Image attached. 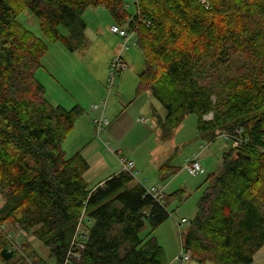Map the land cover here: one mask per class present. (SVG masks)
Instances as JSON below:
<instances>
[{
	"label": "trees",
	"instance_id": "obj_1",
	"mask_svg": "<svg viewBox=\"0 0 264 264\" xmlns=\"http://www.w3.org/2000/svg\"><path fill=\"white\" fill-rule=\"evenodd\" d=\"M102 6L136 36L145 68L135 100L150 93L164 107V137L195 115L211 140L218 130L231 143L241 139L222 172L208 177L181 239L198 264H252L264 247V0H208V9L199 0H139L133 18L123 0H0V229L32 235L64 264L86 210L89 238L71 264H167L157 239L144 242L140 233L170 218L171 197L160 204L132 184L135 169L90 191L89 164L63 148L84 110L47 100L36 76L48 47L18 21L31 12L51 43L73 52L85 41V12ZM177 173L170 161L159 168L162 182ZM30 248L20 264H48ZM17 255L0 238L3 263L16 264Z\"/></svg>",
	"mask_w": 264,
	"mask_h": 264
},
{
	"label": "rangeland",
	"instance_id": "obj_2",
	"mask_svg": "<svg viewBox=\"0 0 264 264\" xmlns=\"http://www.w3.org/2000/svg\"><path fill=\"white\" fill-rule=\"evenodd\" d=\"M123 2L131 18L135 17L138 13L137 0H123ZM83 18L87 26L85 41L73 52L62 43H51L41 32L40 23L31 12L25 11L18 21L44 40L48 47V52L42 58L41 68L36 76L46 89L47 100L52 105H60L67 110H70L75 103L76 105L79 103L84 109V114L78 119L75 131H72L64 143L63 148L67 156L72 157L78 152L89 153L92 147L94 163L105 162L108 166L113 165L117 160L104 148L103 143L108 144L111 149L113 147L117 149L120 143L117 142L118 139H114L112 131L114 130V134L118 132V136H121V130H129L126 140L123 139L125 140L123 155L126 159L139 161L140 165H137V171L135 170L137 179L142 180L145 187L157 186L155 188L163 189L165 195L171 197L167 205L171 214L170 218L154 231L146 223L140 233V238L144 242L150 237L157 239L165 251L167 264H170L181 253L183 245L181 234L185 235L189 224L198 212L199 201L209 186L208 177L222 172L223 157L230 152L232 143L223 137V131L220 130L216 131L217 139L214 141L211 137L201 134L198 130V117L195 115H188L170 137H164L163 129L159 124V121L166 116L164 107L150 93L138 98L139 101L136 103L134 101L139 74L145 68L143 53L136 46L122 51L125 39L111 31L113 26L127 30L128 23H116L109 10L103 6L90 8ZM61 32L64 35L68 34L64 29H61ZM119 56L127 68L116 74L114 86L110 92L105 117L111 126L104 127L98 135V126L93 123L94 117L101 115L102 104L110 91L111 63ZM95 105H98L100 109L95 110ZM212 117L209 115L205 120H212ZM139 119L146 120L148 124L139 123ZM120 138H123V135ZM94 144L99 145L96 151H94ZM202 147L205 148L204 152ZM130 149L135 151L136 157L129 153ZM200 153L203 172L193 177L184 168L189 158ZM167 161H170L178 173L162 182L158 169ZM94 169L96 170L95 167ZM87 181L90 182V191H94L95 183H92L90 178ZM135 183L134 180L132 184ZM1 202L2 198H0V205ZM183 219L187 221L184 224H182ZM178 225L181 226L180 230ZM87 227H92L88 217L85 219L84 228ZM15 228L10 224L5 225L0 229V238L7 242L9 247V242L14 241L13 246L16 252L20 253L17 255L19 260L16 264L21 263L23 254L30 246L32 247L30 249L36 251L48 264H54L55 259L50 256L49 249L36 238L33 237L32 244L29 242V237L23 240L24 244L17 242L14 238L17 231ZM9 234L12 236V241L7 240ZM25 255L29 254L25 253ZM0 264H4L1 259ZM189 264L198 263L191 261ZM252 264H264V247L255 255Z\"/></svg>",
	"mask_w": 264,
	"mask_h": 264
},
{
	"label": "built area",
	"instance_id": "obj_3",
	"mask_svg": "<svg viewBox=\"0 0 264 264\" xmlns=\"http://www.w3.org/2000/svg\"><path fill=\"white\" fill-rule=\"evenodd\" d=\"M207 9H208V0H199ZM139 0H137V5H138ZM111 31L115 34H118L120 37L125 39V43L123 45L122 51H127L130 49L131 46H136V36L134 33H128L127 30L121 29L119 26H113ZM124 61L122 58L119 56L117 59L113 60L111 63V72L109 75V80L111 82L110 85V91L111 92L113 86H114V81L116 74L119 73L121 70L127 68V66L123 63ZM95 109H98V106H95ZM140 122L142 123H147L146 120L140 119ZM107 119L102 116L100 119H97L95 121V125L98 126V133H100L104 127L108 125ZM240 135V134H238ZM221 137V136H220ZM223 137H228L227 134H224ZM242 146V141L240 138L234 137L232 138V148L233 149H239ZM205 151V148L202 147V152ZM201 152V153H202ZM201 153L199 155H193L191 158L187 160V163L185 165L184 170L189 173L191 176L196 177L200 175L203 172L201 163H200V157ZM120 164L123 168L124 172L134 174L133 170L135 169V163L132 161H128L126 159H119ZM134 177L136 175H133ZM98 187H103L102 185H98L97 187L94 188V190ZM148 194L153 197V199L160 204H163L165 193L162 190H159L157 188H149L147 189ZM86 217L89 218V216L86 213V210H83L82 215L80 217V221L77 226V230L74 236V239L70 245L69 251L67 253L66 259L64 261V264H71L72 259H75L77 261L81 260L82 253L85 250V243L87 242L89 238V232H90V227L84 228L85 226V219ZM91 220L89 219V223ZM187 221L185 219L182 220V224L186 223ZM181 226L178 225V229L180 230ZM182 235V234H181ZM12 237L11 235L7 236V240H11ZM14 242V241H12ZM10 243V250H15V247L13 246V243ZM191 262V255L190 252L186 251L182 245V250L181 253L170 263V264H189Z\"/></svg>",
	"mask_w": 264,
	"mask_h": 264
},
{
	"label": "crops",
	"instance_id": "obj_4",
	"mask_svg": "<svg viewBox=\"0 0 264 264\" xmlns=\"http://www.w3.org/2000/svg\"><path fill=\"white\" fill-rule=\"evenodd\" d=\"M110 95H111V93H109V95H108V97H107V99L103 102V104H102V107H101V115H100V117H94V121H93V123L95 124V121L97 120V119H100L102 116H104V118L106 119V117H105V111H106V108H107V103H108V101H109V98H110ZM141 100H143V99H141ZM135 101V103L137 102V101H139V100H134ZM58 106H60V105H58ZM95 106H98V105H95ZM95 106H94V109H95ZM61 107H63V106H61ZM76 107H80L81 109H83V107L79 104V103H77V105H76V103L73 105V107L71 108V109H74V108H76ZM64 108V107H63ZM65 109H67V108H65ZM70 109V110H71ZM98 109H100V107L98 106ZM97 109V110H98ZM84 110V109H83ZM96 110V109H95ZM82 117V116H81ZM108 121V120H107ZM77 122H78V120H77ZM77 122H76V125H77ZM138 122L140 123V119L138 120ZM108 123H109V121H108ZM142 124H144V123H142ZM148 123H145V125H147ZM76 125H75V128H74V130L73 131H75V129H76ZM111 126V124L109 123L106 127H110ZM129 131V130H128ZM128 131H123V130H121V136L123 135V138H120L121 136H118V132L117 133H115L114 134V130L112 131L113 132V136H114V139L115 140H117V142L118 143H120L119 144V148H117V149H115L114 147H113V149H111L109 146H108V144H104L103 143V146H104V148H106L107 149V151L108 152H110V153H112L114 156H115V158H116V160L117 161H115V164L113 163V165L112 164H110L109 166H108V164H106L105 162H103V163H99V162H93L94 161V152L92 151V147H91V150H90V152L89 153H82V156L84 157V159L87 161V163L89 164V170H88V172L86 173V175H85V178H86V180L88 179V178H90V181L92 180V183H95L94 184V187H96V186H98V185H102V184H105V182L108 180V179H110L111 177H113V176H117V175H119L120 173H122L123 172V168H122V166H121V164H120V161H119V159L120 158H122V159H126L125 158V156L123 155V153H124V151H125V149H124V145H123V143H124V141L126 140V135H127V132ZM151 131V130H150ZM100 133H98V135H99ZM125 138V140L123 141V139ZM120 139V140H119ZM87 145V144H86ZM85 145V146H86ZM95 146H94V151H96V149L97 148H99V145H97V144H94ZM126 145V144H125ZM84 147V146H83ZM80 153V152H79ZM131 155H133L134 154V156H135V151L133 150V149H130V152H129ZM76 154V153H75ZM74 155V154H73ZM100 157V156H99ZM136 157V156H135ZM126 160H128V161H132V162H134L136 165H135V170H136V167H137V165H140L139 164V161H137V160H133V159H126ZM164 163H166V162H164ZM163 163V164H164ZM162 164V165H163ZM161 165V166H162ZM160 166V167H161ZM94 167L96 168V170L94 169ZM159 167V168H160ZM159 170V169H158ZM96 171V172H95ZM137 171V170H136ZM135 174H136V178H137V173L135 172ZM135 181H136V183H142V180H139V178L138 179H135ZM88 183H89V185H90V182L89 181H87ZM143 184V183H142ZM154 188L155 187H157V186H153ZM147 188V187H146ZM149 189V188H148ZM17 228V227H16ZM15 228V229H16ZM27 233H25L24 231H22V230H20V229H18L17 228V231L15 232V234H14V238H15V240L17 241V242H20V243H23L24 244V241L23 240H25L27 237H29V242L32 244V240H33V237H31L30 235H28ZM30 244V245H31Z\"/></svg>",
	"mask_w": 264,
	"mask_h": 264
},
{
	"label": "clouds",
	"instance_id": "obj_5",
	"mask_svg": "<svg viewBox=\"0 0 264 264\" xmlns=\"http://www.w3.org/2000/svg\"><path fill=\"white\" fill-rule=\"evenodd\" d=\"M10 235V234H9ZM12 237V236H11ZM10 248V247H9Z\"/></svg>",
	"mask_w": 264,
	"mask_h": 264
},
{
	"label": "bare ground",
	"instance_id": "obj_6",
	"mask_svg": "<svg viewBox=\"0 0 264 264\" xmlns=\"http://www.w3.org/2000/svg\"><path fill=\"white\" fill-rule=\"evenodd\" d=\"M80 221V220H79Z\"/></svg>",
	"mask_w": 264,
	"mask_h": 264
}]
</instances>
